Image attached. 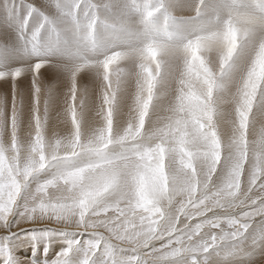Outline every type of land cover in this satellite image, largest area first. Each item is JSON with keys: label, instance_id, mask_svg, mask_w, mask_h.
I'll return each instance as SVG.
<instances>
[{"label": "clouds", "instance_id": "obj_1", "mask_svg": "<svg viewBox=\"0 0 264 264\" xmlns=\"http://www.w3.org/2000/svg\"><path fill=\"white\" fill-rule=\"evenodd\" d=\"M45 2L30 25L38 54L19 42L22 69L62 75L63 128L22 132L0 92V234H87L120 249L118 264L125 252L142 264H206L264 234V0H189L168 11L193 25L183 32L158 0ZM9 15L5 3L0 25ZM36 86L39 99L58 87L41 76ZM90 90L104 102L98 119L74 130L69 116Z\"/></svg>", "mask_w": 264, "mask_h": 264}, {"label": "rangeland", "instance_id": "obj_2", "mask_svg": "<svg viewBox=\"0 0 264 264\" xmlns=\"http://www.w3.org/2000/svg\"><path fill=\"white\" fill-rule=\"evenodd\" d=\"M251 2L257 6L260 4V0H251ZM5 3H7L10 6L14 15L21 19L28 12V8L26 7L25 3L22 2V0H0V13H2ZM27 4L32 5L37 9V13L34 14V16L38 15L40 11H43L48 7L45 0H27ZM162 20H163L162 17H157L158 22ZM192 26L193 25L191 23L185 21V22L178 24L176 26V29L177 31L180 29L179 32H183V31L190 30ZM1 30L3 32H1ZM31 30L32 28L29 29V31ZM0 32H1L0 35L2 36L5 35L7 38H10L12 36L11 38H15L17 39L18 42H20L19 35L17 31L14 30L13 28L2 25L0 27ZM7 35L8 36L10 35V37H8ZM39 40L42 42L43 37L39 36ZM19 47H20V43H19ZM25 56L26 54L24 53L23 57L21 58L17 57L18 59L17 67L26 66L30 62L25 58ZM34 62L35 61H31V63H34ZM14 68L15 66H10L8 69V66H6L2 69V71L6 69L14 70ZM47 68L49 69L48 70L49 72L51 71L50 73H52L53 75H58L59 78L51 82L49 80V77H43V76L41 77L49 84H57L58 87L53 90L54 95H51L47 99H39L38 107L31 105V100H32L31 77L24 76L27 78L26 80L18 81L19 87L23 93L24 104L22 107L20 97L17 96L15 107L13 108L12 114L16 120L18 127L20 128L22 132L31 131V126H34L37 123L42 125L43 128L48 133H51L53 130H59L63 128L62 112L64 108V99H65L63 77L57 70L50 68V67H47ZM88 78L89 77L87 75H85L82 78L83 82L86 85L90 84V78L89 79ZM8 91H11V90H8ZM0 92H3V91L0 90ZM9 95H10V92H9ZM100 103H104V102L98 101L96 95L91 90L86 95L83 104H81L80 100L77 99V101L75 102V106H74L75 108L74 114H70L69 116L71 120L75 121L74 130H82L81 120H83L86 127L89 125V123L90 124L93 123V117H96V111L98 110V105ZM106 113H107V105H105V114ZM24 115L27 116V120L26 118L25 119L23 118ZM96 119H98V117H96ZM48 120H50V124L52 125L51 127H53L51 129L48 126ZM24 122H26L27 124H25ZM24 128L26 130H24ZM44 178L45 177H41V179H44ZM30 231H33V230H29V232ZM35 231H42V230L37 229ZM27 235L28 233L22 232L17 237L13 238V240L10 241L8 244L9 252L14 257L34 258L37 264H42V262L44 261H47L48 264H51V262L57 258L59 253L67 249L68 239L81 238L79 234H77L75 237L54 236L47 242V252H45V242L43 240L37 244L34 250L32 242L29 239L24 238ZM88 238L89 237L87 236V234H85L82 237V239H88ZM263 246H264V234H258L255 240H242L239 243L233 242L231 246L224 249V252L222 255L209 257L206 260V264H225V263L226 264H242V263L250 264L253 261H255L254 258H257L256 259L257 261L254 262L253 264H264V261L261 263L259 261L260 260L259 257L262 251L261 247ZM262 254L264 255V253ZM263 255L261 256L263 257ZM94 259H98V257ZM82 260H83V254L81 252H73L70 255V264H81ZM0 264H5V257L3 255H0Z\"/></svg>", "mask_w": 264, "mask_h": 264}, {"label": "snow or ice", "instance_id": "obj_3", "mask_svg": "<svg viewBox=\"0 0 264 264\" xmlns=\"http://www.w3.org/2000/svg\"><path fill=\"white\" fill-rule=\"evenodd\" d=\"M28 8L27 14L21 19L15 15H9L7 19V25L10 27H14L17 31L20 40L25 41V51H31L34 54H38L39 49V33L35 32L33 29L29 31L31 28V21L34 14L37 13V9L27 4V0H22ZM189 3V0H158L159 14L164 16L165 24L167 25L169 22L172 24L178 25L182 22H185L182 18L178 17L175 13L169 15V9L179 10L185 7ZM59 7V5H56ZM148 11L151 12V5L146 6ZM213 5L209 4V11L213 10ZM46 66L35 63L31 66V74L33 79H31V88H32V100L31 105L38 107L39 98L36 95V79L41 76V70ZM6 76L5 73H0V78ZM23 69L22 67H17L12 72L11 76L7 78L6 82L10 85L11 91L10 96L7 97L6 103L8 107L9 120L12 119L13 108L15 107V102L17 96L20 97L21 106L23 107L24 99L23 93L20 89L16 87L17 81H20L23 78ZM50 95H54L52 91ZM40 229L42 231H35ZM29 230H33L30 231ZM25 232L28 233L25 239H29L32 242L33 249L40 241L45 242V252H47V242L54 236H70L75 237L77 234H71L62 232L56 229L47 228V227H28L23 228L22 230H18L15 228H10L6 233L0 234V255L5 257V264H37L34 258H19L14 257L8 248V244L13 238L17 237L20 233ZM85 234H79L81 241H83V247L80 249V252L83 254V260L81 264H94L95 254L98 250L103 248L104 256L103 262L104 264H118L117 254L121 252L120 249L114 248V246L109 245L107 243H98L99 238H93L88 236V239H82ZM77 238H70L67 240V249L58 254L57 258L51 262V264H70V255L74 252L75 247H79L76 243ZM124 256L126 258L127 264H142L141 258L136 253L125 252ZM42 264H48L47 261L42 262Z\"/></svg>", "mask_w": 264, "mask_h": 264}, {"label": "bare ground", "instance_id": "obj_4", "mask_svg": "<svg viewBox=\"0 0 264 264\" xmlns=\"http://www.w3.org/2000/svg\"><path fill=\"white\" fill-rule=\"evenodd\" d=\"M40 4V3H39ZM0 14H2V13H0ZM2 25H0V27H1ZM181 26V25H180ZM2 29V28H1ZM5 29H7V28H5ZM180 30V29H179ZM179 30H178V32H179ZM1 32H3L2 30H1ZM1 32H0V34H1ZM8 36V35H7ZM8 37H10V35L8 36ZM12 37V36H11ZM10 37V38H11ZM7 38L5 35L4 36H2V35H0V71H2V69L4 68V67H6V66H8V69H9V67L10 66H15V68H17V57H19V58H21V57H23L24 56V52H23V49H21L20 47H19V42L17 41V39H15V38ZM13 39H15V40H13ZM20 41V40H19ZM9 47V48H8ZM20 61V60H19ZM7 64V65H6ZM22 66V65H21ZM14 68V69H15ZM8 69H6V70H8ZM49 69L47 68V67H45L44 69H42L41 70V76H43V77H49V80L52 82V81H55L56 79H58L59 78V76L58 75H53L52 73H50L49 71H48ZM30 77V76H29ZM27 78L26 77H23L20 81H23V80H26ZM89 79V78H88ZM0 90H2L3 91V93H5L6 94V96L7 97H9L10 95H9V92L10 91H8V90H11V87H10V85L9 84H7V83H5V82H0ZM51 106V105H50ZM54 107V106H53ZM90 107V106H89ZM88 109V108H87ZM31 111V110H30ZM49 113H51V112H49ZM55 114V113H54ZM51 117V116H50ZM23 118L25 119L26 118V120H27V116L26 115H24L23 116ZM25 124H27L26 122H24ZM90 124V123H89ZM48 126L50 127V129L51 128H53V127H51L52 125L50 124V120H48ZM56 127V126H55ZM84 127H86V125L84 124ZM29 129V128H28ZM27 129V130H28ZM49 129V128H48ZM24 130H26L25 128H24ZM229 249V248H228ZM238 249V248H237ZM261 254H260V257H259V261H260V263L261 262H263L264 261V255L262 254V253H264V246L263 247H261ZM252 255V254H251ZM261 255H263V257L261 256ZM251 257V256H250ZM213 259V258H212ZM220 259V258H219ZM255 259V261H253L252 263H250V264H253L254 262H256L257 260V258H254ZM215 260V259H214ZM259 261H258V263H259ZM216 262V261H215ZM217 262H218V260H217ZM219 262H220V260H219ZM225 263V262H224ZM236 263V262H235ZM239 263V262H238ZM226 264V263H225ZM243 264V263H242Z\"/></svg>", "mask_w": 264, "mask_h": 264}]
</instances>
